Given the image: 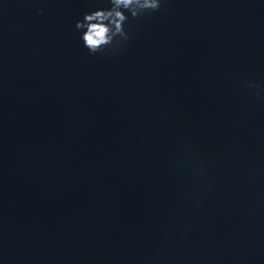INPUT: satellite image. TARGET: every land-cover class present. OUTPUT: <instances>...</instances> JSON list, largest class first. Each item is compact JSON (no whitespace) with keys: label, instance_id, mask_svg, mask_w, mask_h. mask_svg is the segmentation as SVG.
<instances>
[{"label":"water","instance_id":"95a60500","mask_svg":"<svg viewBox=\"0 0 264 264\" xmlns=\"http://www.w3.org/2000/svg\"><path fill=\"white\" fill-rule=\"evenodd\" d=\"M108 7L0 0V264H264V0Z\"/></svg>","mask_w":264,"mask_h":264},{"label":"clouds","instance_id":"9594fccd","mask_svg":"<svg viewBox=\"0 0 264 264\" xmlns=\"http://www.w3.org/2000/svg\"><path fill=\"white\" fill-rule=\"evenodd\" d=\"M110 7L100 8L83 14L76 21L75 29L83 31L80 40L90 54H109L118 52L130 39L125 30L129 17L133 20L160 10L162 0H108ZM39 13L40 10L38 9ZM125 12L128 15H125ZM249 88L259 89L261 86L252 81L247 82ZM260 96L259 91L256 92Z\"/></svg>","mask_w":264,"mask_h":264}]
</instances>
